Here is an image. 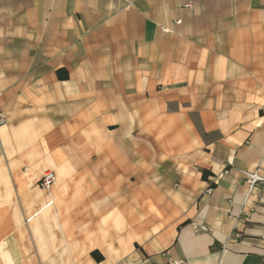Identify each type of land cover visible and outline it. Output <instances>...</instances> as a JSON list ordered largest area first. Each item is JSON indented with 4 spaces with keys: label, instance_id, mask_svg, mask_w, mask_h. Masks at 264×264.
I'll list each match as a JSON object with an SVG mask.
<instances>
[{
    "label": "crops",
    "instance_id": "0c3cea01",
    "mask_svg": "<svg viewBox=\"0 0 264 264\" xmlns=\"http://www.w3.org/2000/svg\"><path fill=\"white\" fill-rule=\"evenodd\" d=\"M0 110V264H264V0H0Z\"/></svg>",
    "mask_w": 264,
    "mask_h": 264
},
{
    "label": "built area",
    "instance_id": "2783aa9c",
    "mask_svg": "<svg viewBox=\"0 0 264 264\" xmlns=\"http://www.w3.org/2000/svg\"><path fill=\"white\" fill-rule=\"evenodd\" d=\"M178 24L181 23V21L177 22ZM167 31L166 29H164ZM7 122V116L3 111L0 110V125H3ZM244 175L246 176L248 182L250 183L251 187H254L258 182L264 181L258 174V172H250V171H245ZM56 182V174L54 171H46L41 179L39 180V186L42 189H45L47 191H50L52 187L54 186ZM179 264V263H176Z\"/></svg>",
    "mask_w": 264,
    "mask_h": 264
},
{
    "label": "trees",
    "instance_id": "16d2710c",
    "mask_svg": "<svg viewBox=\"0 0 264 264\" xmlns=\"http://www.w3.org/2000/svg\"><path fill=\"white\" fill-rule=\"evenodd\" d=\"M207 174H208L207 172H204V178L207 177ZM94 256L96 257L97 260H101L102 259V256L97 254V253H94Z\"/></svg>",
    "mask_w": 264,
    "mask_h": 264
}]
</instances>
